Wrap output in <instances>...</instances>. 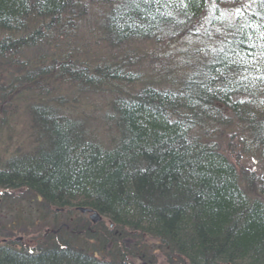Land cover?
I'll use <instances>...</instances> for the list:
<instances>
[{"label":"trees","instance_id":"1","mask_svg":"<svg viewBox=\"0 0 264 264\" xmlns=\"http://www.w3.org/2000/svg\"><path fill=\"white\" fill-rule=\"evenodd\" d=\"M76 2L0 0V59L13 47L64 35L63 18ZM207 13L209 36L218 42L195 56L176 86L147 85L117 97L110 147L90 142L79 121L53 110L62 108L61 96L31 108L37 142L30 154L4 162L0 188L27 191L30 204L55 216L34 249L1 244L0 264H131L129 258L145 256L139 246H127L136 232L157 239L169 262L264 264V0H121L104 28L111 43L153 39L193 32ZM63 65L59 74L70 72L83 88L133 81L112 63L93 73ZM20 72L24 85L45 71ZM225 132L235 149L261 164L257 177L246 173L240 180L207 139ZM79 207L106 221L73 220Z\"/></svg>","mask_w":264,"mask_h":264},{"label":"rangeland","instance_id":"2","mask_svg":"<svg viewBox=\"0 0 264 264\" xmlns=\"http://www.w3.org/2000/svg\"><path fill=\"white\" fill-rule=\"evenodd\" d=\"M120 1L77 0L73 14H66L63 18L67 24L63 28L64 35H55L52 41L41 45L22 49L13 47V51L3 53L0 59V167L11 157L32 152L37 141L31 126V108L42 105L44 100L54 101L59 96L63 99V104H59L62 108L55 107L53 110L60 113L66 111L70 118L79 121L83 125L81 130L90 142L99 144L103 149L110 147L116 138L111 119L117 97L125 98L147 85L157 84L161 88L176 86L197 61L195 56L202 58L204 52L218 42L209 36L208 30L211 28H208L209 23L204 18L207 13L194 22L193 32L190 33L154 36L153 39L131 37L121 43H111L105 32V20ZM223 9L226 7L221 5L220 10ZM231 10H226L229 17ZM2 37L4 35L0 34ZM104 62L121 68L122 74L132 78V83L123 81L116 84L113 80H105L83 88L82 84L67 77L71 75L70 72L59 74V67L63 63H67L63 65L65 71L85 69L93 73ZM41 69L45 71L44 74L36 76ZM23 70H31L36 76L33 83L21 85L22 72L18 71ZM88 81L95 82L96 79L90 78ZM228 137V132H225L222 136L206 138L216 143L234 164L240 180H244L242 176L246 173L256 174L257 177L262 169L261 164L235 149V140ZM28 194L21 189L4 191L0 188V245L34 249L46 234H50L54 211L30 204ZM70 216L73 220L90 221L89 213L80 209L70 213ZM28 218L33 220L34 225H28ZM99 221L106 220L100 216ZM90 224L94 223L90 221ZM21 225L25 226L21 228ZM62 225L64 222L60 227ZM126 242L127 246H139L138 249L145 254L129 258L131 264H184L181 261H167L158 248L159 241L146 234L136 232Z\"/></svg>","mask_w":264,"mask_h":264},{"label":"water","instance_id":"3","mask_svg":"<svg viewBox=\"0 0 264 264\" xmlns=\"http://www.w3.org/2000/svg\"><path fill=\"white\" fill-rule=\"evenodd\" d=\"M80 211H83V212L84 211H87V212H89V219H90V221L92 223H96L100 219V215L96 211H94L92 209H89V208H80Z\"/></svg>","mask_w":264,"mask_h":264},{"label":"flooded vegetation","instance_id":"4","mask_svg":"<svg viewBox=\"0 0 264 264\" xmlns=\"http://www.w3.org/2000/svg\"><path fill=\"white\" fill-rule=\"evenodd\" d=\"M1 243V242H0Z\"/></svg>","mask_w":264,"mask_h":264}]
</instances>
